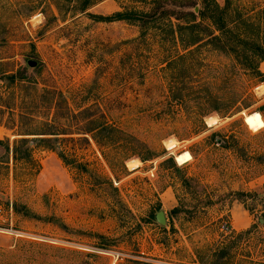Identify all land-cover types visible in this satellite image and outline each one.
<instances>
[{
  "label": "rangeland",
  "instance_id": "rangeland-1",
  "mask_svg": "<svg viewBox=\"0 0 264 264\" xmlns=\"http://www.w3.org/2000/svg\"><path fill=\"white\" fill-rule=\"evenodd\" d=\"M201 1L168 0L178 12ZM80 7L0 0V75L26 74L0 82V141L12 151L22 134H57L24 137L17 159L0 147V264H264V62L205 41L188 54L177 35L91 17L145 4ZM226 21L264 47V0H229ZM94 124L121 145L97 144Z\"/></svg>",
  "mask_w": 264,
  "mask_h": 264
},
{
  "label": "trees",
  "instance_id": "trees-1",
  "mask_svg": "<svg viewBox=\"0 0 264 264\" xmlns=\"http://www.w3.org/2000/svg\"><path fill=\"white\" fill-rule=\"evenodd\" d=\"M81 7L80 11L85 12L90 5L95 2L102 0H80ZM134 3L147 5V10H134L126 9L122 12H115L111 16L101 17V16H91L99 22H126L129 24H134L139 28V38H143L151 30L161 31L162 34L167 33L175 39V35L178 36V40L182 45L183 51L188 54L192 52V48L198 45L200 42L204 44H212V46L217 47L222 53L233 54L236 58L241 55L246 64L249 62L262 61L264 62V47L256 44L252 41L242 39L236 33L228 28L226 21L227 6L229 0H225V7L221 8L215 0H202L197 12L195 9L197 4L192 2V4H185L183 7L185 9H190V11H181L170 8L168 0H131ZM172 19L176 21H184V24L177 23L176 29L173 28ZM204 21L209 22V27L212 26L215 32H218V36L215 34H210V28L203 25ZM181 23V22H180ZM169 27V28H167ZM204 33V34H203ZM209 33V34H208ZM206 37L207 40L201 39V37ZM213 42H218L219 44H213ZM217 50V49H216ZM227 55V54H226ZM29 61V60H28ZM27 61V62H28ZM246 61V62H245ZM26 78L25 70H18L10 74H1L0 82L6 83L7 85H16L23 83ZM183 94L177 92L173 95V100L175 102H181ZM0 102L2 103V98L0 96ZM230 105V104H229ZM4 108H7L3 104H0V111L2 112ZM227 109L223 107L222 109H216L215 112H221L223 114L227 113ZM83 112V111H82ZM80 112L79 114H81ZM86 114V111H84ZM95 123V122H92ZM95 126V127H94ZM94 129L88 130L89 133H93L94 141L102 146L104 145H121L120 135L121 131L110 127L105 124H94ZM22 138L14 140L12 151L9 148V141L5 144L0 141V147L3 146L7 153L13 155V158L17 159V149L19 145L27 144L28 140L24 137L26 136H53L57 137L56 133H42V134H22ZM40 139V143L44 144L46 148L55 152L53 147V142L51 138H36ZM57 139V138H54ZM59 159L67 166L76 165V168H82L81 164H77L74 160H69L64 154L60 152H55ZM29 153L25 158H29ZM142 162L151 159V153L145 152L143 155L138 157ZM172 161V158H169ZM86 171V170H85ZM176 209L172 210L171 213H176ZM155 216H153L154 220ZM264 224V222H263ZM103 239V238H102ZM104 249V248H103Z\"/></svg>",
  "mask_w": 264,
  "mask_h": 264
},
{
  "label": "water",
  "instance_id": "water-1",
  "mask_svg": "<svg viewBox=\"0 0 264 264\" xmlns=\"http://www.w3.org/2000/svg\"><path fill=\"white\" fill-rule=\"evenodd\" d=\"M37 65V63L33 60H29L27 62V66L30 67V68H35ZM155 219H156V222L160 225H165L166 223V220H165V217H164V213L163 212H159L156 214L155 216Z\"/></svg>",
  "mask_w": 264,
  "mask_h": 264
},
{
  "label": "bare ground",
  "instance_id": "bare-ground-1",
  "mask_svg": "<svg viewBox=\"0 0 264 264\" xmlns=\"http://www.w3.org/2000/svg\"><path fill=\"white\" fill-rule=\"evenodd\" d=\"M216 119L215 118H208L207 119V125L208 127H211L216 124ZM174 143L172 141L169 142L168 149L172 150L174 148ZM132 162V161H131ZM133 166L131 167V170H136L138 168L137 162L133 161Z\"/></svg>",
  "mask_w": 264,
  "mask_h": 264
}]
</instances>
